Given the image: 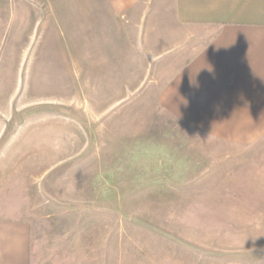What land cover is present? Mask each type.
Here are the masks:
<instances>
[{"label": "rangeland", "instance_id": "374dc122", "mask_svg": "<svg viewBox=\"0 0 264 264\" xmlns=\"http://www.w3.org/2000/svg\"><path fill=\"white\" fill-rule=\"evenodd\" d=\"M39 7L0 0L8 213L25 199L60 264H264V146H232L166 110L174 68L143 35L79 34V19Z\"/></svg>", "mask_w": 264, "mask_h": 264}, {"label": "crops", "instance_id": "0c3cea01", "mask_svg": "<svg viewBox=\"0 0 264 264\" xmlns=\"http://www.w3.org/2000/svg\"><path fill=\"white\" fill-rule=\"evenodd\" d=\"M37 3L47 4L49 18L79 19V34L143 35L145 45L154 44L152 59L158 58L161 67L174 68L166 80L161 76L165 86L159 97L166 110L187 128L232 146L251 150L264 146V0ZM123 19L131 21L127 32L122 30ZM46 25L50 28V23ZM255 161L264 162L258 157ZM50 166L42 168L39 178ZM21 201L14 206L16 213H8L0 202V264H60L45 254L39 222L29 214L26 200ZM108 264H114L113 259Z\"/></svg>", "mask_w": 264, "mask_h": 264}]
</instances>
